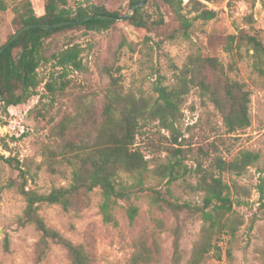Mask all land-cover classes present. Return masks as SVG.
<instances>
[{
	"label": "trees",
	"instance_id": "obj_1",
	"mask_svg": "<svg viewBox=\"0 0 264 264\" xmlns=\"http://www.w3.org/2000/svg\"><path fill=\"white\" fill-rule=\"evenodd\" d=\"M161 1L171 10L178 24L168 35L170 39L189 38L195 19L210 20L217 15L216 10L208 8L201 0H188L185 4L183 0ZM157 10L158 17L154 19L142 6L124 18L127 12L109 11L102 5L83 2L69 5L67 0H44V13L37 16L30 0H19L13 10V23L17 31L26 24H52L76 21L88 15H106L124 19L135 28L153 31L164 23L159 6ZM118 19L91 18L57 27L24 30L0 53V109L6 112L9 106L26 102L31 96L39 94V87L43 88L40 101L46 98L48 104H54L58 95L70 86L71 72L83 71L86 65L82 46L71 38L48 56L44 54L46 41L65 36L70 30H108ZM244 19L246 26L237 27L236 32L227 37L224 49L232 56L240 55L243 49L251 58L252 69L264 80L261 31L255 27L251 13ZM42 61L50 63V66L46 76L41 78L38 68ZM232 64L225 65L215 56L191 53L184 64L176 68L174 81L168 85L156 83L153 95L148 96L124 90L111 77L102 96L99 119L96 121L93 118L88 123L89 116L84 118L83 112L79 111L76 116L60 123L58 138L46 146L43 162L50 171H57L56 164L65 165L69 169L66 185L53 186L47 192L27 188L26 170L21 164L15 165L22 180L10 177L3 186L13 187L23 197L25 206L18 221L21 225H33L39 232V258L52 242L66 250L67 264H96L93 252L86 245L72 242L45 223L39 214V206L57 204L64 211H79L86 203L89 192L98 188V209L102 221L113 227L119 226L115 210L121 205L129 222L135 220L139 213L135 201L141 197H145L151 206L172 213L176 220L184 211L196 213L201 220L197 239L189 256L184 259L180 247L182 225L179 222L167 225L162 218L152 217V227L134 237L128 264L159 263L162 254L160 234L163 231H168L172 236L173 248L168 264H205L209 254L217 261L225 257L226 264H235L233 252L239 241L238 231L244 224V216L235 207L250 203L246 200L250 188L237 178L260 160L261 153L241 149L227 159L219 152V144L214 141L197 146L181 142L177 144V124L182 116V105L192 89H196L201 101L210 102L221 114L227 134L250 126V91L242 82L230 76L229 73L234 70ZM73 121L79 131L67 135ZM151 122H157L172 137L171 143L165 145L163 159L148 157L136 142L140 131ZM185 159H191L194 167H189ZM0 160L14 166L11 156L0 154ZM187 174L194 178L188 187L201 194L199 204L179 202L169 187L166 193L170 197H166L149 183L150 179L159 182L166 179L167 184L178 179L185 182ZM252 187L258 193L260 207H264V166L258 170L257 181ZM253 225L254 221H251L249 229ZM261 234L257 262L252 264H264V231Z\"/></svg>",
	"mask_w": 264,
	"mask_h": 264
},
{
	"label": "rangeland",
	"instance_id": "obj_2",
	"mask_svg": "<svg viewBox=\"0 0 264 264\" xmlns=\"http://www.w3.org/2000/svg\"><path fill=\"white\" fill-rule=\"evenodd\" d=\"M18 1L0 0V45L16 30L13 10ZM67 1L69 5L76 2L102 5L109 11L121 14L129 12L132 4V0ZM187 1L183 0V4ZM201 1L208 8L216 10L217 15L210 20L195 19L187 39L168 38L170 32L178 26L173 13L161 0H146L142 7L152 19L158 17L157 6L160 7L164 23L158 30L145 31L129 25L124 19H118L108 30H70L65 36L46 41L44 54L47 56L64 46L67 39L79 43L83 48L86 68L71 72L70 86L58 95L52 105L48 104L46 98L40 101L43 88L39 87V94L31 96L26 102L9 106L6 112L0 109V154L11 156L14 165L12 167L0 160V264L68 263L66 250L52 242L39 258V232L31 224L19 223L18 218L25 206L23 197L13 187L3 186L10 177L22 180L15 165L21 164L26 170L27 188L47 192L53 186L66 185L69 169L65 165L56 164L57 171H50L43 162L44 153H47L46 146L58 138L60 123L76 116L79 111L83 112L84 118L89 116L88 123L93 118L97 121L104 89L111 77L126 91L153 95L156 83L168 85L174 81L176 68L181 67L191 53L215 56L225 65L232 62L234 70L229 73L230 76L242 82L250 91V126L227 134L221 114L210 102L201 101L196 89H192L182 105V116L177 124V144L181 142L197 146L214 141L219 144V152L227 159L241 149L261 153L260 160L237 178L250 188V195L246 198L250 203L235 207L244 216V224L238 231L239 241L233 252L235 264L257 262V248L262 242L261 233L264 231V207H260L258 193L252 186L257 181L258 170L264 166V80L252 69L251 58L243 49L240 55L232 56L224 46L227 37L235 33L237 27L246 26L244 18L249 13L253 15L254 25L261 31L264 43V0ZM30 2L37 16L44 13V0ZM49 66L50 63L42 61L38 68L41 78L46 76ZM78 131L73 121L67 135ZM171 141L170 133L160 128L157 122L145 126L136 139L148 157L162 159L166 154L165 145ZM185 163L194 167L191 159H185ZM185 180L178 179L167 184L166 179L161 182L150 179L149 183L166 197H170L166 193L169 187L179 202L199 204L201 194L188 187L194 178L187 174ZM99 201V190L95 188L89 192L86 203L79 211H64L57 204H41L39 214L48 226L72 242L86 245L93 252L96 264H128L134 237L140 231L152 227V217L162 218L167 225L176 222L182 225L181 252L184 259L189 256L201 227V220L196 213L181 212L176 220L172 213L151 206L145 197H141L135 201L139 207L135 220L129 222L121 205L115 210L119 226L113 227L102 221ZM251 221H254V225L249 229ZM160 245L162 254L157 264H168L173 248L172 236L168 231L160 234ZM205 264H226V260L224 257L217 261L209 254Z\"/></svg>",
	"mask_w": 264,
	"mask_h": 264
},
{
	"label": "water",
	"instance_id": "obj_3",
	"mask_svg": "<svg viewBox=\"0 0 264 264\" xmlns=\"http://www.w3.org/2000/svg\"><path fill=\"white\" fill-rule=\"evenodd\" d=\"M146 0H141L140 2L138 3H134L131 5L130 7V11L127 12L124 16L127 17L129 15H131L135 9L137 7H141L144 5ZM91 18H102V19H118L116 17H110V16H106V15H88V16H85L81 19H78L76 21H61V22H57V23H52V24H47V23H32V24H26L24 26H22L20 29H18L17 31H15L12 36H10L3 44L2 46L0 47V53H2L24 30L26 29H29L31 27H41V28H51V27H57V26H60V25H64V24H67L69 22H83L87 19H91ZM2 102V95L0 93V104Z\"/></svg>",
	"mask_w": 264,
	"mask_h": 264
}]
</instances>
